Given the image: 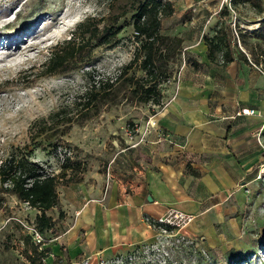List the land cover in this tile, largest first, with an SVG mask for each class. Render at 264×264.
<instances>
[{"label": "rangeland", "instance_id": "rangeland-1", "mask_svg": "<svg viewBox=\"0 0 264 264\" xmlns=\"http://www.w3.org/2000/svg\"><path fill=\"white\" fill-rule=\"evenodd\" d=\"M221 2L211 1L203 11L218 12L213 33L204 36V42L222 28L226 37L214 53L215 60L222 63L225 54L231 60L249 62L264 74V0L257 7L239 0H231L228 6ZM133 6L130 0H0V160L10 153H24L46 171L58 174L66 156L78 158L84 164L82 177L90 168L105 169L117 162L126 166L128 161L147 158L144 151L156 127L149 123L169 97L167 90L176 78L181 55L170 64L171 77L161 86L160 106L132 100L121 83L113 87L111 99L83 111L80 107L94 81L114 80L133 59L139 45L132 26ZM86 19H91L89 28L95 23L99 30L104 25L120 28L114 45L91 41L73 69L42 75L51 49L68 40ZM166 26L164 18V34ZM133 71L142 75L136 68L129 69L128 75ZM58 110L66 112L71 123L38 130L36 122H48ZM228 202L206 212L209 223L198 210L182 213L183 219L166 216L173 222L162 223L160 228L166 232H154L149 241L125 254L70 261L60 247L53 264H264V180L245 189V199L237 206ZM36 214L14 195L0 192V264H31ZM49 214L57 217L55 209ZM66 223L64 214L56 225L57 234ZM43 237L47 240L52 233L45 232ZM43 264L50 263L44 259Z\"/></svg>", "mask_w": 264, "mask_h": 264}, {"label": "crops", "instance_id": "crops-1", "mask_svg": "<svg viewBox=\"0 0 264 264\" xmlns=\"http://www.w3.org/2000/svg\"><path fill=\"white\" fill-rule=\"evenodd\" d=\"M168 1L173 12L164 32L181 39L183 52L154 119L147 158L90 168L79 181L59 187L68 223L45 245L51 251L47 263H54L60 247L70 261L125 254L153 237L146 219L168 211L198 210L209 223L208 210L228 200L237 206L258 180L255 134L264 116V74L234 57L225 64L208 59L203 38L213 33L218 12L203 11L220 0ZM241 109L260 114L241 115Z\"/></svg>", "mask_w": 264, "mask_h": 264}, {"label": "trees", "instance_id": "trees-1", "mask_svg": "<svg viewBox=\"0 0 264 264\" xmlns=\"http://www.w3.org/2000/svg\"><path fill=\"white\" fill-rule=\"evenodd\" d=\"M239 1L256 7L260 3V0ZM130 2L135 10L132 15V26L135 39L139 41L134 57L127 66L120 69L114 80L96 83L94 81V84L90 85L83 95L81 111L88 109L90 105L99 104L104 99H111L113 87L121 83L126 85L127 93L132 100L138 103L151 102L158 106L161 104V86L171 77L170 64L174 63L183 52L180 38L162 33L161 21L172 14V4L168 0H130ZM90 20L86 19L79 23L68 40L51 49L42 64V75H52L73 69L91 41L96 45H114L120 28L104 25L99 30L97 23L89 28ZM85 34H87L86 37ZM225 37L224 30L219 28L211 38H205L210 62H214V53L220 48L221 43H224ZM229 61H231L230 56L224 54L222 63ZM132 68L140 70L142 75L137 76L136 71L128 75V70ZM66 116V112L58 110L49 116L48 122L43 119L36 122L40 125L38 130L46 132L71 123V118ZM38 135L36 134V137ZM83 166L80 159L66 156L60 166V172L54 174L46 171L38 162L32 161L24 153H10L0 160V192L14 195L19 202L26 203L30 208L35 209L37 214L33 221V228L42 234L50 232L52 236H56L58 235L56 225L60 223L64 215L58 188L79 181ZM187 171L194 176L197 175L190 168ZM53 209L57 211L56 218L49 214V211ZM38 247L41 246L34 245L31 264H36L34 257L38 259L37 264H43V260L49 256V248L38 250Z\"/></svg>", "mask_w": 264, "mask_h": 264}, {"label": "built area", "instance_id": "built-area-1", "mask_svg": "<svg viewBox=\"0 0 264 264\" xmlns=\"http://www.w3.org/2000/svg\"><path fill=\"white\" fill-rule=\"evenodd\" d=\"M231 0H222V3L226 6L230 4ZM239 114L241 115H254V114H260L259 111L253 110V109H241L239 111ZM156 122L150 121L149 125L150 127H154ZM256 142L259 147L260 153H261V159L257 164L256 168V178L260 180H264V116H262L261 124L256 131L255 134ZM169 214V215H168ZM173 214L174 218L183 219L184 215L182 213L176 214L174 211H168L165 215L156 218V219H146V222L155 230V232L159 235L160 231L166 232L165 227H161L162 223L171 225L173 222L171 221L172 217L166 218V216H171ZM165 216V217H164ZM157 227V228H156ZM159 228V229H158ZM160 230V231H159ZM32 238L35 244H39V246H45L47 243L52 242L56 239V236H52L48 238L47 240L44 239L43 234L38 232L33 228L32 231ZM40 248V247H39ZM89 258H85V260H88Z\"/></svg>", "mask_w": 264, "mask_h": 264}, {"label": "bare ground", "instance_id": "bare-ground-1", "mask_svg": "<svg viewBox=\"0 0 264 264\" xmlns=\"http://www.w3.org/2000/svg\"><path fill=\"white\" fill-rule=\"evenodd\" d=\"M23 30H24V29H23ZM8 45H9V44H8ZM8 45L5 44V47L8 46Z\"/></svg>", "mask_w": 264, "mask_h": 264}]
</instances>
